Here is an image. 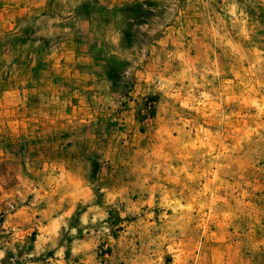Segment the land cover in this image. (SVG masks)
Wrapping results in <instances>:
<instances>
[{
    "label": "rangeland",
    "instance_id": "1",
    "mask_svg": "<svg viewBox=\"0 0 264 264\" xmlns=\"http://www.w3.org/2000/svg\"><path fill=\"white\" fill-rule=\"evenodd\" d=\"M36 3L0 16V264H264V0Z\"/></svg>",
    "mask_w": 264,
    "mask_h": 264
},
{
    "label": "crops",
    "instance_id": "2",
    "mask_svg": "<svg viewBox=\"0 0 264 264\" xmlns=\"http://www.w3.org/2000/svg\"><path fill=\"white\" fill-rule=\"evenodd\" d=\"M15 1L17 2L18 0H15ZM15 1L12 0L11 2H14V3L12 5H10V6H14L16 8L15 10L9 8L6 5H4L3 8H0V16L2 18L1 20H4L5 25H7L8 22H10V21H8L7 19L5 20L3 18H9L13 14L18 15V16L27 15L28 13L31 14V13L37 11V7L39 6V4L36 3L37 0H20V2L18 1L19 3L18 2L15 3ZM2 2L5 3V0H0V6H1ZM9 12H10V14H9ZM10 28L12 29L13 27H10ZM77 63H78V61H76V64ZM56 65L58 67L62 66V68H68L70 66V63L67 61H64V60H60V61L56 62V64H55V62L50 61L49 59L44 65H41V66H40V63H37V61H32L30 63L29 70L31 71V76L37 77V83H35V84H37V87H32L30 89L34 94L31 96L32 99L36 100L38 98H42V96H44V95H46V97H49V95H50L49 89H42V88H40V86H38V84L40 81H42V80L44 81V79L42 78L43 76H45L48 81L50 80L49 76H52L54 74V72H55L54 67H56ZM19 72H20V74H22V73L24 74V69L21 68ZM76 76H79V74ZM14 91L15 92L8 91L7 95H9L11 97L15 96V98L25 97L26 89L24 87H22L20 90H14ZM17 104H19V103H17ZM18 108L20 109L21 107H18Z\"/></svg>",
    "mask_w": 264,
    "mask_h": 264
}]
</instances>
